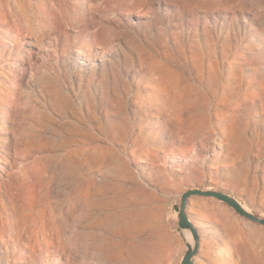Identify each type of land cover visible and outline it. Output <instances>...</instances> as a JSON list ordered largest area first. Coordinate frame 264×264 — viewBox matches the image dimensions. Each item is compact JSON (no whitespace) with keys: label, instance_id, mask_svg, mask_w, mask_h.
<instances>
[{"label":"rangeland","instance_id":"1","mask_svg":"<svg viewBox=\"0 0 264 264\" xmlns=\"http://www.w3.org/2000/svg\"><path fill=\"white\" fill-rule=\"evenodd\" d=\"M0 126L3 152L13 127L20 150L0 169L8 264L92 252L124 264L125 241L151 264H181L185 191L217 189L264 216V0H0ZM69 140L107 156L60 157ZM194 149L187 164L166 158ZM198 198L190 217L213 233L192 264H264V226Z\"/></svg>","mask_w":264,"mask_h":264},{"label":"bare ground","instance_id":"2","mask_svg":"<svg viewBox=\"0 0 264 264\" xmlns=\"http://www.w3.org/2000/svg\"><path fill=\"white\" fill-rule=\"evenodd\" d=\"M140 16H144V17H147V16H150V12L149 11H144V13H140L139 14ZM30 45V44H29ZM31 50V49H30ZM40 50V49H39ZM47 51H50L49 49L47 50ZM37 54V53H36ZM102 58V57H101ZM171 95H173L172 93H171ZM180 95V94H179ZM181 97V96H180ZM180 97L179 96H177V93H176V95L174 96V97H172V102H173V104H174V107L175 108H177V107H179V100H180ZM181 101V100H180ZM181 105V104H180ZM180 108V107H179ZM7 122V121H6ZM14 126V125H13ZM17 126V125H16ZM5 128V127H4ZM7 128V127H6ZM9 132V130L7 129V130H2V126H0V165H1V163H7V165L9 164V165H11V166H14L15 165V158L14 157H16V155H18V153L17 152H19L20 150L18 149V146L16 145L17 144V139H18V132H17V130H16V128H14L13 127V131H12V136L15 138V141L14 142H12V145H11V150H13L14 152H13V154H11L10 152V154L9 153H4L3 152V142L6 140L5 139V135L7 134ZM20 136H21V134H20ZM19 136V137H20ZM233 136V135H232ZM17 137V138H16ZM66 137V136H65ZM68 137V136H67ZM5 139V140H4ZM75 140V139H74ZM79 141V140H78ZM59 142V141H58ZM76 142V141H75ZM42 144H44V143H41V146H42ZM46 144V143H45ZM5 145V144H4ZM49 145V144H48ZM63 145H65V147H66V149H64V150H62L60 153H59V155H60V157H63V158H68L69 160H74V159H76V160H79L81 157H84V160H83V162L84 163H86V162H88L89 160H96V161H98L99 162V160H102V158H104V157H106L107 156V153L105 154V153H97V152H95V151H92V152H90L89 154H87V156H86V154H84L81 150H75V149H73L72 148V141L70 142V140L69 141H64L63 142ZM223 145H224V142L222 141V140H220L219 138H216L215 140H213L212 141V143H210L209 144V146H208V148H207V150L206 151H208V153H212V155H210L209 156V158H208V160H209V162H212V163H214L215 161H217L218 160V156H217V154H219V153H221V151H222V149H223ZM47 148V146H44V148ZM43 148V149H44ZM60 149H61V147H60ZM19 150V151H18ZM108 150V149H107ZM8 151H9V149H8ZM49 150H48V148L46 149V151L44 152L45 154L44 155H48L49 156V152H48ZM53 152V151H52ZM196 152L197 151H195V149L188 155V156H186V155H184V156H180V155H176V154H171V155H167L166 156V158H167V160L170 162V163H178V164H187V163H189L190 161H192L194 158H196L197 157V154H196ZM14 155V156H13ZM13 156V157H12ZM207 159V158H206ZM67 161V160H66ZM75 161V160H74ZM142 161V160H141ZM145 162V161H144ZM90 164V163H89ZM87 165V164H86ZM75 166V165H74ZM79 166H81V165H79ZM143 166V165H142ZM3 167L4 166H0V169H3ZM78 167V166H77ZM12 168V167H11ZM209 168H212V167H209ZM79 170V169H78ZM82 170V169H81ZM6 171V170H5ZM91 171V170H90ZM180 171L182 172V170L180 169ZM92 172V171H91ZM5 173V172H4ZM96 186V185H95ZM89 187H90V189H92L93 187H92V184L91 185H89ZM203 190H205V191H220V190H217V189H203ZM90 195V194H89ZM77 196V195H76ZM92 196H93V194H92ZM97 197V196H96ZM233 197V196H232ZM75 198V197H74ZM93 198H95V197H93ZM92 198V199H93ZM181 198H182V196H181ZM206 198H211V197H206ZM198 199H200V198H198V196H195V197H191L190 199H189V202H188V206H187V213H188V215H189V218H190V220H191V222L194 224V226L198 229V231H199V235H200V247H199V251H198V254L195 256V258L197 257V256H199V255H201L202 254V244H203V241H202V239H203V237H204V235H212V233H213V231H212V229H211V227H210V223L209 222H207V221H205L204 219H202V218H196V222L194 223L193 221H192V219H191V217H190V208H191V205H192V202L193 201H195L196 200V203L198 202ZM234 199H236V198H234ZM191 200V201H190ZM236 201L246 210V211H248V212H250V213H252V214H254L252 211H251V209L250 208H246L240 201H238L237 199H236ZM82 202V201H81ZM80 202V203H81ZM83 204H84V201H83ZM94 204V203H93ZM103 204V203H102ZM194 204V203H193ZM224 204H226V203H224ZM82 205V204H81ZM84 205H82V207H83ZM86 206V205H85ZM93 206V205H92ZM101 207V206H100ZM85 208V207H84ZM83 208V209H84ZM110 209V208H109ZM129 209V208H128ZM127 209V210H128ZM33 210V209H32ZM24 212H25V210H24ZM27 212V211H26ZM127 212V211H126ZM128 212H130L129 210H128ZM127 212V213H128ZM92 214V213H91ZM101 215V214H100ZM103 215V214H102ZM126 215V214H125ZM239 215V214H238ZM254 215H256V216H258V217H260V218H264V216L263 215H258V214H254ZM121 218V217H120ZM131 218H132V216H131ZM241 218V217H240ZM244 218V217H243ZM106 219H107V221L110 219V217L109 216H107L106 217ZM130 219V218H129ZM154 219L156 220V216L154 217ZM246 219V218H245ZM34 220V219H33ZM112 220H114V219H112ZM246 220H248V219H246ZM30 221V220H29ZM250 221V220H249ZM28 222V221H27ZM35 222H36V220H35ZM128 222V221H127ZM135 222H136V220H135ZM250 222H252V221H250ZM20 223V222H19ZM25 223H26V219H25ZM30 223V222H29ZM96 223L97 222H95L94 224L96 225ZM132 223H134V222H132ZM137 223V222H136ZM136 223H134V228H130V230H129V235L127 236V237H129L130 235L131 236H134L135 235V233H136V231H137V227L138 226H136L137 224ZM3 224V223H2ZM257 224V223H256ZM27 225V224H26ZM25 225V226H26ZM99 225V224H98ZM101 225H103V224H101ZM100 225V226H101ZM127 225V224H126ZM139 225V224H138ZM259 225V224H258ZM22 226V225H21ZM24 226V227H25ZM37 226H38V224H37ZM36 226V227H37ZM112 226V225H111ZM110 226V227H111ZM133 226V225H132ZM262 226V225H261ZM28 227V226H27ZM27 227H26V229H27ZM34 227H35V225H34ZM33 227V228H34ZM36 227H35V229H36ZM43 227V226H42ZM45 227V226H44ZM131 227V226H130ZM29 228H31V227H29ZM94 228V227H93ZM125 228V227H124ZM20 229V228H19ZM34 229V230H35ZM40 229V228H39ZM109 229V228H108ZM21 230V229H20ZM30 230V229H29ZM54 230V229H53ZM2 231V230H1ZM39 231V230H38ZM46 231V230H45ZM21 232V231H20ZM30 232V231H29ZM32 232H33V230H32ZM47 232V231H46ZM51 232V231H50ZM186 232H187V234H186ZM31 233V232H30ZM35 233H37V232H35ZM54 233V232H53ZM262 233V232H261ZM5 233H3V235H4ZM41 234H42V232H41ZM44 234V233H43ZM124 234V233H123ZM27 235H29V234H27ZM38 235H40V234H38ZM46 235V234H45ZM48 235H50V234H48ZM93 235V234H92ZM187 236V237H186ZM4 237V236H3ZM47 237V236H46ZM86 237V236H85ZM127 237H126V240H127ZM107 238V237H106ZM105 238V239H106ZM133 238V237H132ZM182 238H183V240H184V242H185V244H186V246L188 245V244H192L193 245V243H194V240H193V236H192V234H191V232L189 231V230H184V231H182ZM188 238V239H187ZM1 239V238H0ZM4 239V238H3ZM2 239V240H3ZM8 239V238H7ZM99 239V238H98ZM5 240V239H4ZM12 240V239H11ZM96 240V239H95ZM189 240V241H188ZM8 241V240H7ZM91 241V240H90ZM3 242V241H2ZM11 242V241H10ZM95 242V241H94ZM4 243V242H3ZM14 244H16V242H13ZM26 243H27V241H26ZM21 244V243H20ZM94 244H96V243H94ZM94 244L92 243H90L89 245H88V248L85 250L86 252H87V256H88V251L90 250V249H93V247H94ZM9 246H10V244H8ZM8 245H5V250L8 252L9 251V247H8ZM118 245V244H117ZM132 245V246H131ZM28 246V245H27ZM96 246V245H95ZM101 246V245H100ZM103 246V245H102ZM100 247L99 249V251L101 252V251H103V250H105V249H103V247ZM119 246L120 247H122L123 248V261L121 262V263H127V262H130L131 264H151V261L149 260V258L142 252V251H139V250H137V248H136V246L135 245H133V243H131V242H128V241H125V242H121V243H119ZM82 247V246H81ZM99 247V246H98ZM125 247V248H124ZM22 248V247H21ZM30 248V247H29ZM84 247H82V249H83ZM96 248V247H95ZM35 249V248H34ZM80 249V248H79ZM117 249V248H116ZM24 250V249H23ZM81 250V249H80ZM97 250V249H96ZM21 252V251H20ZM33 252V251H32ZM31 252V253H32ZM81 252V251H80ZM89 252H91V251H89ZM94 253V254H93ZM103 253H105V252H103ZM86 254V253H85ZM90 254V253H89ZM92 254H93V258L89 261V263H87V264H108L104 259H102L101 260V258L99 257V252L95 255V252H92ZM113 254V253H112ZM117 254V253H116ZM32 255V254H31ZM48 255V254H47ZM109 255V254H108ZM17 256V255H16ZM81 256V255H80ZM80 256L79 257H75V258H73V259H71V257H67L68 258V262L67 263H64L61 259H60V257H58L55 261H50V260H48V259H46L44 262H43V264H84V263H82V261H81V259L82 258H80ZM27 257V256H26ZM31 257V256H30ZM8 258V256L6 255V254H4L2 251H0V264H8V261L6 260ZM119 258H121V257H119ZM25 259V258H24ZM94 259H96V260H94ZM107 259V258H106ZM259 259V258H258ZM83 260H84V256H83ZM113 260V259H112ZM117 260V259H116ZM122 260V259H121ZM13 262V264H16V260L14 259V260H12ZM35 261V260H34ZM117 261H119V260H117ZM203 261H201V263H202ZM20 264H27L28 263V261L27 262H25V260L24 261H20L19 262ZM30 264V263H29Z\"/></svg>","mask_w":264,"mask_h":264},{"label":"water","instance_id":"3","mask_svg":"<svg viewBox=\"0 0 264 264\" xmlns=\"http://www.w3.org/2000/svg\"><path fill=\"white\" fill-rule=\"evenodd\" d=\"M211 197L215 198L223 203H226L240 216L264 226V218H260L248 211H246L234 197L224 193L223 191H205L201 189H189L182 194L181 204L178 211V225L179 230L182 233L184 230H189L193 236L194 243L187 245L186 253L183 257L181 264H192L194 257L198 254L200 247V235L198 229L191 222L187 213V206L191 197Z\"/></svg>","mask_w":264,"mask_h":264},{"label":"crops","instance_id":"4","mask_svg":"<svg viewBox=\"0 0 264 264\" xmlns=\"http://www.w3.org/2000/svg\"><path fill=\"white\" fill-rule=\"evenodd\" d=\"M191 201V200H190ZM187 233V232H186ZM187 237V236H186ZM189 241V240H188Z\"/></svg>","mask_w":264,"mask_h":264}]
</instances>
